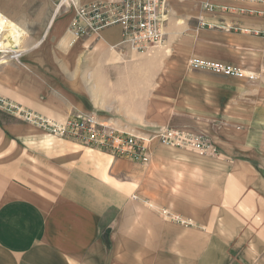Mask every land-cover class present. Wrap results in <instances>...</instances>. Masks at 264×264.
<instances>
[{
	"label": "crops",
	"instance_id": "crops-1",
	"mask_svg": "<svg viewBox=\"0 0 264 264\" xmlns=\"http://www.w3.org/2000/svg\"><path fill=\"white\" fill-rule=\"evenodd\" d=\"M58 1L0 0V23L36 41L21 44L22 63L0 62V98L56 121L108 105L117 129L184 127L219 154L154 141L133 161L0 109V264H264V101L244 113L223 73L145 66L148 55L124 52L120 25L72 42L73 9ZM100 1L118 0H77ZM202 1L168 0L165 37L179 61L192 38L170 30L191 15L264 36L251 32L264 16L209 13ZM209 1L264 11V0ZM233 115L250 129L224 124Z\"/></svg>",
	"mask_w": 264,
	"mask_h": 264
},
{
	"label": "built area",
	"instance_id": "built-area-1",
	"mask_svg": "<svg viewBox=\"0 0 264 264\" xmlns=\"http://www.w3.org/2000/svg\"><path fill=\"white\" fill-rule=\"evenodd\" d=\"M59 4L69 5L73 9L74 16L69 26L72 42L85 35L98 34L102 29L113 25L121 26V43L138 51L159 46L165 41V26L169 15L168 0H118L87 4H79L77 0H59ZM202 8L209 13L238 12L264 16V11L261 10L216 4L209 0L202 1ZM198 22L202 27L216 25L205 16L198 17ZM230 28L244 30L239 25H232ZM251 32L264 34V31L258 30H251ZM23 54L24 49L21 45L0 49V62L8 59L20 64ZM196 64H205L210 67L193 68L223 74L236 71L232 67L214 62L197 60ZM0 109L34 125L46 135L71 139L133 161H145L148 146L154 141L168 146L191 149L202 155L217 156L219 154L218 147L208 135L184 127L164 126L148 134L140 135L117 129L90 111L72 112L64 121H56L3 98H0ZM173 220L189 223V220H184L178 215L173 216Z\"/></svg>",
	"mask_w": 264,
	"mask_h": 264
},
{
	"label": "rangeland",
	"instance_id": "rangeland-1",
	"mask_svg": "<svg viewBox=\"0 0 264 264\" xmlns=\"http://www.w3.org/2000/svg\"><path fill=\"white\" fill-rule=\"evenodd\" d=\"M200 17V15H199ZM214 26L202 27L198 22V16L191 15L183 20H178L177 24L171 27L170 31L182 32L192 38L190 50L183 54L184 58L179 61V55L174 45H169L166 40L159 46L147 50L138 51L128 45L124 52L145 53L148 59L145 62L147 67H210L205 64L197 65L196 61L214 62L232 67L236 71L231 74H225V77L231 79L230 86L233 90L237 89L242 96L239 101L243 107V112H249L250 106L257 101H264V36L262 34H243L239 31L227 27L224 24L215 23ZM28 31L22 34V38L27 36ZM10 36L12 43L6 46V41ZM24 35V36H23ZM18 38V37H17ZM15 26L8 23H0V48H13L18 42L20 46L23 43H34L36 41L17 40ZM186 42V41H184ZM134 59L138 62L137 58ZM178 64V65H177ZM235 110L239 106L234 105ZM108 105H101V108L91 107L87 111L94 112L105 120L114 119L112 110ZM233 110V109H232ZM224 124H230L237 128L250 129V123L242 122L233 115V120L223 121ZM160 127H156L158 129ZM154 129V130H155ZM253 130V129H252ZM256 131V130H255ZM254 131V133H255ZM50 136V135H49ZM210 137V136H209ZM211 138V137H210ZM264 170V167H263ZM185 224V222H180Z\"/></svg>",
	"mask_w": 264,
	"mask_h": 264
},
{
	"label": "bare ground",
	"instance_id": "bare-ground-1",
	"mask_svg": "<svg viewBox=\"0 0 264 264\" xmlns=\"http://www.w3.org/2000/svg\"><path fill=\"white\" fill-rule=\"evenodd\" d=\"M10 36L14 37L13 35H9V38L6 41V46H8L12 43V41H9V40H11ZM0 49H8V48H0ZM9 50H13V49H9Z\"/></svg>",
	"mask_w": 264,
	"mask_h": 264
},
{
	"label": "trees",
	"instance_id": "trees-1",
	"mask_svg": "<svg viewBox=\"0 0 264 264\" xmlns=\"http://www.w3.org/2000/svg\"><path fill=\"white\" fill-rule=\"evenodd\" d=\"M2 118H4V115H2V112L0 111V121Z\"/></svg>",
	"mask_w": 264,
	"mask_h": 264
}]
</instances>
